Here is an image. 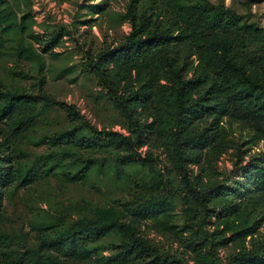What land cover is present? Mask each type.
Instances as JSON below:
<instances>
[{
	"label": "trees",
	"instance_id": "16d2710c",
	"mask_svg": "<svg viewBox=\"0 0 264 264\" xmlns=\"http://www.w3.org/2000/svg\"><path fill=\"white\" fill-rule=\"evenodd\" d=\"M149 1L144 8L131 0L121 14L130 30L116 44L87 52L83 67L110 100L123 131L98 127L74 103L46 90L43 54H54L63 30L44 39L34 34L37 49L32 41L17 40L15 56L35 63L36 89L0 78L1 186H27L48 175L80 181L102 170L107 158L117 177L132 164L152 174L121 205H93L75 218L33 220L34 239L6 228L0 207V264H264V236L244 245L264 219V213L256 215L264 208V26L249 0L242 13L224 0ZM106 6L103 0L89 9L98 13ZM28 18L29 10L20 14L9 0H0V49L3 35L22 33ZM140 66L148 69L149 83L135 82ZM53 106L72 125L31 139L47 150L29 158L18 147ZM233 122L247 127L244 144L263 147L249 162L236 161L242 174L229 185L218 178L200 183L192 166L207 149L220 155L233 146ZM235 148L239 157L247 150ZM3 158L9 165L1 164ZM172 198L179 200V224L170 221ZM148 228L177 246L148 237ZM113 232L117 239L105 255L98 242ZM230 242L235 248L221 259L220 249Z\"/></svg>",
	"mask_w": 264,
	"mask_h": 264
},
{
	"label": "rangeland",
	"instance_id": "374dc122",
	"mask_svg": "<svg viewBox=\"0 0 264 264\" xmlns=\"http://www.w3.org/2000/svg\"><path fill=\"white\" fill-rule=\"evenodd\" d=\"M12 6L21 14L28 10L32 18L26 19V28L22 33L10 31L3 36L0 49V78L4 82L21 83L31 89L37 77L35 63L32 60L16 57L14 54L17 40L22 37L32 41L34 49L40 47L34 38L39 34L42 39L53 30H63L64 36L53 48L54 54L46 52L44 68L41 76L45 79L46 90L56 99L74 103L81 113L98 127L108 126L113 129H124L116 122L117 115L110 100L105 96L93 74L83 69L89 53H95L104 46L114 45L123 39L130 30V23L124 20L122 13L127 9L131 0H107V6L98 13L89 9L90 4L103 0H9ZM216 1V0H213ZM227 5L242 13L246 11L248 0H224ZM249 8L264 26V0H249ZM141 7H150L149 0H140ZM15 71L17 73H13ZM137 84L150 82V73L144 66L134 70ZM66 112L53 106L42 113L34 126L25 135L18 147L24 154L32 158L35 154L45 152V143L35 145L34 139L58 128L71 126ZM247 139V127L238 122L231 125V145L225 152L218 155L207 149L199 164L193 165L194 175L200 183L218 178L225 184H230L242 172L237 170L238 164L249 162L250 155L259 151L263 143L244 144ZM235 146L245 152L239 157ZM255 155V154H254ZM240 159H243L242 162ZM29 160V159H28ZM2 165H9L5 158ZM162 167V166H161ZM162 169V168H161ZM151 171L139 165L126 167L124 173L117 177L114 174V163L111 158L103 160V169L89 172L86 179L80 181H66L54 175L41 176L27 186L14 184L9 187L0 185V207L4 211L6 228L27 231L30 239H34L35 231L30 223L49 216L75 218L90 211L93 205H121L130 194L139 191L137 186L151 176ZM242 177V176H241ZM246 178L242 177L244 182ZM179 184L177 178H173ZM173 217L170 221L179 224L182 221L179 200L172 198L168 203ZM264 213V208L256 212L258 218ZM148 237L163 246L176 247L171 239L165 235L145 229ZM264 236V219L253 235L245 238L244 245H250ZM115 232L104 236L98 242V248L107 255L115 243ZM238 246V245H237ZM235 248L230 242L227 247L219 251L223 256Z\"/></svg>",
	"mask_w": 264,
	"mask_h": 264
}]
</instances>
